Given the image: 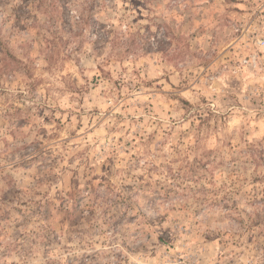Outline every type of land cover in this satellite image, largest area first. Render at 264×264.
I'll use <instances>...</instances> for the list:
<instances>
[{
    "label": "rangeland",
    "instance_id": "1",
    "mask_svg": "<svg viewBox=\"0 0 264 264\" xmlns=\"http://www.w3.org/2000/svg\"><path fill=\"white\" fill-rule=\"evenodd\" d=\"M0 264H264V0H0Z\"/></svg>",
    "mask_w": 264,
    "mask_h": 264
},
{
    "label": "trees",
    "instance_id": "2",
    "mask_svg": "<svg viewBox=\"0 0 264 264\" xmlns=\"http://www.w3.org/2000/svg\"><path fill=\"white\" fill-rule=\"evenodd\" d=\"M136 47H138V38L135 32H130L129 35H123L118 39L117 43L113 44V48L118 50L116 55L122 59L125 55L130 53H134L136 51ZM8 53V52H7ZM10 55V54H8Z\"/></svg>",
    "mask_w": 264,
    "mask_h": 264
}]
</instances>
